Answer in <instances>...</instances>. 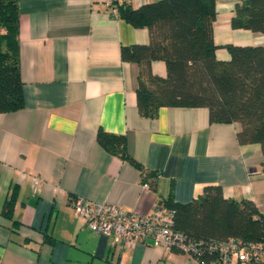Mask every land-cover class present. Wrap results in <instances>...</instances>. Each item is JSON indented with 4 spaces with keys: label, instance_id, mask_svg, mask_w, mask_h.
<instances>
[{
    "label": "crops",
    "instance_id": "0c3cea01",
    "mask_svg": "<svg viewBox=\"0 0 264 264\" xmlns=\"http://www.w3.org/2000/svg\"><path fill=\"white\" fill-rule=\"evenodd\" d=\"M234 1L215 2L222 58L223 43L264 44V34L230 26ZM16 9L22 106L0 111V210L14 186L16 224L0 213V264H197L148 239L112 244L74 214L75 197L147 213L169 194L186 201L216 183L224 197L248 198L264 212L260 145L239 143L236 122L209 121L202 105L138 113V64L119 47L147 42L145 26L110 16L101 0H16ZM150 68L165 72L160 59ZM98 129L123 133L141 169L100 146ZM146 171L156 173L152 186ZM35 175L42 181L33 186Z\"/></svg>",
    "mask_w": 264,
    "mask_h": 264
},
{
    "label": "trees",
    "instance_id": "16d2710c",
    "mask_svg": "<svg viewBox=\"0 0 264 264\" xmlns=\"http://www.w3.org/2000/svg\"><path fill=\"white\" fill-rule=\"evenodd\" d=\"M215 2L148 0L132 5L123 0L119 16L134 26H145L148 41L120 45L119 54L138 64L135 105L140 115L152 117L165 105L205 106L209 121L236 122L239 143L260 145L264 170V44L226 42L221 46L227 56L218 57L212 37ZM229 24L264 34V0L234 1ZM153 59L164 62V74L151 70ZM21 85L16 0H0V111L22 106ZM95 137L105 150L141 169L126 152L123 133L98 129ZM155 176L146 171L142 180L152 186ZM16 190L13 186L0 210L12 224H16L12 216ZM158 201L172 209L171 228L184 238L202 244L228 236L264 239V212L248 198L224 197L219 184L203 185L186 201L174 200L171 194ZM43 234L49 240L50 235ZM212 255L202 248L193 253L197 264H206Z\"/></svg>",
    "mask_w": 264,
    "mask_h": 264
},
{
    "label": "built area",
    "instance_id": "2783aa9c",
    "mask_svg": "<svg viewBox=\"0 0 264 264\" xmlns=\"http://www.w3.org/2000/svg\"><path fill=\"white\" fill-rule=\"evenodd\" d=\"M110 16H119V4L123 0H101ZM40 176L33 177V186L39 185ZM75 215L82 217L89 229L111 236V243L131 246L137 241L148 239L152 245L167 249L175 247L192 257L199 249L213 252L206 264H264V239L242 240L228 236L222 240H201L184 238L181 232L173 230L172 209L156 201L147 213L126 209L112 202H95L80 197L71 201Z\"/></svg>",
    "mask_w": 264,
    "mask_h": 264
}]
</instances>
